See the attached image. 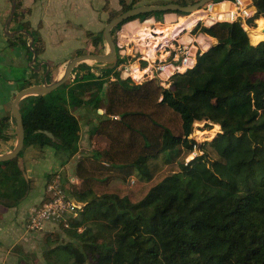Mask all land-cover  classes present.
<instances>
[{"label":"trees","instance_id":"trees-1","mask_svg":"<svg viewBox=\"0 0 264 264\" xmlns=\"http://www.w3.org/2000/svg\"><path fill=\"white\" fill-rule=\"evenodd\" d=\"M197 1L156 4L186 6ZM137 2L119 1L123 12ZM251 5L255 13L247 21L258 24L264 19V0H251ZM18 8L17 1L15 22ZM163 15L141 14L125 23L149 18L162 22ZM255 28L250 43L241 20L197 24L193 32L213 38L215 44L196 56L192 69L173 76L172 88L161 86L156 78L139 84L118 78L105 88L122 60L118 55L115 62L100 63L96 77L85 64L75 67L68 98L75 107L104 102L105 117L91 136H103L108 147L79 158L78 183H64L63 188L85 205L83 220L102 221L110 236L101 244L78 240V248L68 243L51 250L50 264H86L90 256L94 264H264V40L256 38ZM28 39L26 47L31 44L34 55L39 54L40 39ZM102 41L101 32L92 45ZM85 94L89 100L83 99ZM19 110L23 148L17 158L0 162V207L6 209L16 208L31 194L22 161L26 148L52 149L59 167L79 150L78 119L50 94L23 98ZM203 118L219 125L221 132L198 145L191 134L194 122ZM9 120L0 117V143L8 139ZM196 146L204 151L186 162ZM210 149L216 158L210 159ZM174 163L176 172L170 167ZM164 166L169 171L153 183ZM130 177L146 185L137 193L111 188L112 181Z\"/></svg>","mask_w":264,"mask_h":264},{"label":"rangeland","instance_id":"rangeland-1","mask_svg":"<svg viewBox=\"0 0 264 264\" xmlns=\"http://www.w3.org/2000/svg\"><path fill=\"white\" fill-rule=\"evenodd\" d=\"M119 1L120 0H103L102 6L98 7V21H97L98 30L94 33L97 34L100 31H102L104 26L112 17H114L115 15H119L123 12L125 7L122 8ZM124 1L127 4L133 2V0H124ZM159 1H163V0H138V2L134 6L156 4ZM223 2L231 4L232 6L235 7V17L231 22H234L236 20H241L242 28L246 30L251 43L249 34H251L253 28L255 27L257 28L259 25L264 23V19L259 21L258 24L256 23V20H254L253 23L248 22L247 20L250 19L251 16H253L255 11L254 13L250 14L249 17H246L244 14H242L243 8L237 4L236 0H218L217 2H212L209 5H206L201 10L209 15L210 14L209 11L212 9L214 5H220ZM89 5L94 7L92 2H89ZM247 10H249L248 7L246 8L245 12H247ZM167 15H171L170 18L172 22H175L176 18L180 17V15L176 13H167L163 15L162 22H156L154 18H149L147 19L148 21L144 20L142 22L150 21L145 26L153 29L155 28L157 23L160 25L164 24ZM135 21H136V24H134L135 27H133L132 29L126 26V24L129 23L127 22L119 29L114 28L112 30L111 35L113 41L117 44V55L122 60L116 62V64L118 65H116L115 69L113 70V73L105 81L104 83L105 88L108 87L110 82L116 81L118 78H121L123 80L130 79L136 84H139L148 79L156 78L161 86L166 88H172L171 82L173 76L177 74L185 73L187 70L192 69L196 64V56L198 54L203 53L201 52V49L196 43L197 41L196 37L200 33L193 32L197 24H201L202 26L207 27L206 25H211L216 22H228L229 20H217V21L215 20V22L213 23L206 24L202 17L201 19L196 18V21H193L194 25H191L190 22L182 30H180L176 34L174 33L175 35L173 34L174 35L173 40L168 42L166 46L161 48V46L158 45L155 48L156 59L153 62H149L148 59L145 57V55L142 53V50L144 49L142 47L143 44L150 45V39L146 38L144 40H139L140 38L135 35V30L136 27H140L141 25L139 24L140 21L138 20ZM188 37H191V39L190 41L186 42V40H188L187 39ZM184 41L186 42L185 44L183 43ZM214 44L215 43H212L211 46H213ZM104 45L106 46L103 40L102 42L98 43L97 46L89 47L88 44L87 47V41H86L85 43H83V47L81 50L83 51V54L105 55L108 52V49L105 48ZM209 48L207 49L203 48V50H208ZM75 55L76 54L68 56L67 57L68 60L73 58ZM162 56L164 57L162 58ZM187 58H189L190 60L192 59V62L189 63L190 67L186 68L184 71L183 68H181L182 72L173 69V72L169 70V72L165 71V73H163L162 69L164 67L180 66ZM80 64H85L89 69H91L93 77L98 76L99 73L98 70L102 66V64L97 63L95 61H86ZM134 65H136V67L139 70L145 71L144 74L141 76V79H137L136 77L133 76H128L129 69ZM77 66L76 69H79L80 66L82 65L78 66V68ZM59 67L61 71H63L64 65L61 64ZM57 71L58 68L56 66L55 72L57 73ZM54 77L55 74L51 78H49V81H53ZM93 80L96 79L93 78ZM74 83H75L74 79L71 77L64 85L69 86V88H72L74 86ZM83 99L89 100V94H85ZM103 103L104 102L102 100L96 102L92 101L87 105L80 106L81 110H79L80 108L78 106L75 107L74 110L75 112L73 111L74 113L77 114L81 128L79 142L81 143L82 149L80 150L79 155L75 157L76 162L81 157L90 156L94 151L105 150L108 147V141L103 136H95V135L91 136L98 123L105 117ZM220 132L221 130L219 125L213 124L208 120H206L205 118H203L198 122H194L191 138H193L195 142L198 145H200L203 144L204 142H209L213 140ZM46 148L48 150L47 151L48 153L45 156L48 157V159H50L53 157V150L48 147ZM5 149L7 148H4V146L0 147V152L4 151ZM210 150H211L209 151L210 159L216 158L215 152L212 149ZM202 151L204 150L203 149L201 150V148L196 146L193 152L186 159V162L189 160H193L197 156H200L202 154ZM25 153L26 150H24V153L22 155V161H23V157L25 156ZM50 161L52 162L51 159ZM52 163L53 165H55L54 161ZM51 167L52 164H48L46 170L43 172L44 173L43 180L45 182L43 186L36 184L35 183L36 177L34 179L30 175H28L26 170L27 175L31 179L30 196L26 200L21 202L20 205H18L16 208H11L10 211H8L6 214L2 215L0 213V217L3 218L0 219L1 220L0 221V264H50V261L53 260V257L49 252L65 244L70 243L73 245V247L78 248V246L80 245V242L78 240H80L81 242H85L87 240L92 239V241L95 242L96 244H101L105 241H108L110 235L108 234L106 229H104L102 221L100 220L84 221L83 214L85 212V205L74 198L73 199L79 203V206L76 212L77 213L76 216H73L71 214L64 216L68 228L64 227L63 221H54V222H48L45 225V227H43L40 230L28 229L27 225H28L29 214L26 215L27 212L26 210L31 205L37 207L38 205H41L43 202L47 201V196H48L47 187L49 184L57 185L64 190L63 188L65 187L64 183H67L68 186L70 184L78 183L76 177H71L66 175L67 169L65 171H61V170L59 171V169H56V167H54L55 168L54 170L56 171L49 173ZM170 167L173 168L172 172H176L179 170L177 163H174ZM170 167L164 166L161 169L162 173L158 175L157 179L153 183L158 182L161 179L162 174L165 171H169ZM68 170H70V168ZM145 185H146L145 183L139 182L134 177H130L126 182L115 180L112 181L110 184L111 188H118L126 191H131L133 193H137ZM64 193L66 194V192ZM4 210L5 209L0 207V211H4ZM74 222H79L80 225L73 226L72 223ZM70 263H72V261ZM85 263L94 264V261L90 256L89 259L85 261Z\"/></svg>","mask_w":264,"mask_h":264},{"label":"crops","instance_id":"crops-1","mask_svg":"<svg viewBox=\"0 0 264 264\" xmlns=\"http://www.w3.org/2000/svg\"><path fill=\"white\" fill-rule=\"evenodd\" d=\"M17 1L19 3L18 21L15 22L12 17L9 22L12 0H0V117L10 119L6 128L8 139L0 143V147L4 146L7 149L1 151L0 154L10 152L16 143L15 126H13L15 124H13L14 121L10 111L11 102L16 93L23 88L40 85L44 81L50 83L52 81H49V78L54 74V79L59 78L63 72L59 66L61 64L65 66L68 61L67 57L73 54L77 56L78 51L83 53L81 49L83 43L86 41L87 47L88 44L89 47H94L92 45V39L103 31L97 34L94 33L98 30V7L102 6L103 0ZM89 2H92L94 7L89 5ZM236 2L241 6L239 0H236ZM248 3V9H252H249L251 11L250 14L254 13L255 9L251 5V0H248ZM245 10H242V14L249 17L250 14H247ZM231 21L229 20L228 22ZM24 24L26 25V29L22 27ZM206 26L208 27L210 25ZM25 30L29 34H26ZM87 33L91 35L88 36ZM29 35L33 38L40 39V42L36 43L41 48L40 53L37 55H34L33 49H30L31 44L28 49L24 43L25 40L29 42ZM203 35L199 34L196 38ZM204 37L210 40V43H215L213 38L207 35ZM186 42L188 41L186 40ZM186 42L184 41L183 43L185 44ZM196 43L201 49V52L206 51L202 50L201 45L197 41ZM56 66L58 68L57 73L55 72ZM72 78L74 79L73 75ZM91 79L93 80V77H90L88 80ZM69 89V86L62 85L52 91L50 95L57 105L69 110L78 119L77 114L74 113L75 106L68 98ZM81 149V143L79 142V150L77 153L66 164L59 167L55 162V165H53L52 162L54 160L52 156L50 158L52 162L45 156L48 153L47 148L31 146L25 149L26 153L23 157L24 166L28 175L34 179L36 177L35 183L41 186L45 183L43 180V172L46 170L48 164H52L49 173L56 171L54 170V167H56L59 171H65L67 169L66 175L75 177V157L79 155ZM69 168L70 170H68ZM33 208L34 205L28 207L26 215ZM3 209L5 210L0 211L2 215L10 211V209Z\"/></svg>","mask_w":264,"mask_h":264},{"label":"water","instance_id":"water-1","mask_svg":"<svg viewBox=\"0 0 264 264\" xmlns=\"http://www.w3.org/2000/svg\"><path fill=\"white\" fill-rule=\"evenodd\" d=\"M212 1L214 0H198L195 3L186 6H181L176 3L140 5V6H135L125 12H122L121 14L110 19L107 22V24L104 26L102 31V37L108 49V52L105 55L82 54L79 56H75L66 62L62 75L59 78L53 80L50 83L44 81L40 85H34V86H29L27 88H23L16 93L10 106L11 117L15 124L16 143L10 152L5 154H0V162H6L17 158V156L19 155V153L23 148L24 128L22 122V115L19 110L21 100L27 96H42V95L50 94L58 87L64 85L72 77L74 68L80 63H84L86 61H95L104 64L115 62L117 58V44L113 41L111 33L112 30L117 25L119 24L124 25L127 23V22L125 23L126 20H129L130 18H134L138 15L146 14V13L164 12V14H167V13L181 12L185 15L192 14L193 12L201 10L206 5H209L210 2ZM15 5H16V0H12L9 22L13 17ZM43 133L46 134L49 138L53 139V135L51 133L47 131H43Z\"/></svg>","mask_w":264,"mask_h":264},{"label":"bare ground","instance_id":"bare-ground-1","mask_svg":"<svg viewBox=\"0 0 264 264\" xmlns=\"http://www.w3.org/2000/svg\"><path fill=\"white\" fill-rule=\"evenodd\" d=\"M241 3V7H243V10H245L248 6V0H239ZM213 6V5H212ZM240 8V6H239ZM250 9V8H249ZM252 10V9H250ZM210 14L208 15L202 10L196 11L192 14L188 15H182L180 17L176 18L175 22L171 21L170 16L167 15L166 19L164 21V24H156L155 28H148L145 25L148 24L149 22H140L139 24L141 25L140 27H136L135 30V35L138 36L140 39L139 40H144L146 38L150 39V45H145L143 44V50L142 53L145 55V57L148 59L149 62H153L156 59L155 55V48L160 45L161 48L166 46L168 42L173 40V36L182 30L188 23L191 22V25H194L193 21H196V18L201 19L203 18L204 22L206 24L213 23L215 20H233L235 17V7L232 6L231 4H228L226 2L221 3L220 5H214L212 9L209 11ZM249 12V13H248ZM251 11H247L248 14H250ZM252 14V13H251ZM148 21V20H147ZM136 21L129 22L126 24L130 29L135 27ZM153 26V25H152ZM254 32L256 34V38L258 40H264V23L259 25L257 28L254 29ZM175 33V34H174ZM174 34V35H173ZM203 35V34H202ZM200 36V38H197V41L199 44L202 46V50L207 49L211 46L212 43L211 41L206 39V37ZM187 41H190L191 38H187ZM214 41V40H213ZM164 56H162L163 58ZM190 62H192V59L190 60L189 58L185 59L182 65L177 66V67H172V66H167L164 67L163 73L165 71L171 70L173 72V69L178 70L180 72L183 71L190 67ZM150 68V67H149ZM145 71L139 70L136 65L132 66L129 69L128 76H133L136 77L137 79H141V76L144 74Z\"/></svg>","mask_w":264,"mask_h":264},{"label":"built area","instance_id":"built-area-1","mask_svg":"<svg viewBox=\"0 0 264 264\" xmlns=\"http://www.w3.org/2000/svg\"><path fill=\"white\" fill-rule=\"evenodd\" d=\"M63 189L57 185L49 184L47 187V201L34 207L28 214V229L40 230L48 222L63 221L64 227L68 228L65 215H77L79 203L67 196Z\"/></svg>","mask_w":264,"mask_h":264}]
</instances>
